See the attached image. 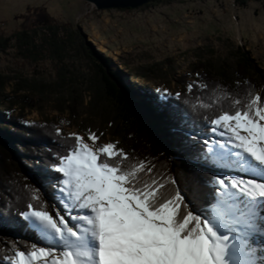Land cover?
I'll return each instance as SVG.
<instances>
[{
	"label": "rangeland",
	"instance_id": "374dc122",
	"mask_svg": "<svg viewBox=\"0 0 264 264\" xmlns=\"http://www.w3.org/2000/svg\"><path fill=\"white\" fill-rule=\"evenodd\" d=\"M244 1L241 5L237 0H153L136 8L96 9L84 0H0V80L4 83L0 97L11 104L13 115L27 124L54 123L65 135H77L82 144L62 166L65 179L55 197L47 198L49 212L28 214L41 235L33 252H19L8 264H18L22 258L28 259L27 264H54L56 258L69 261L72 246L65 243L66 236L70 231L78 233L82 217L94 213L80 209L82 204H88L90 184L83 181V176L89 175L94 160L116 184L108 195L109 202L103 206L113 201L125 207L126 215L118 218L123 221V228L134 226L130 239L144 262L240 264L239 255L243 253V264H248L245 255L252 244L263 247L264 254L263 240L255 241L251 232V219L239 223L247 210L241 204L251 203L248 198L244 201L242 194L251 179L239 166L238 157L232 155L234 149L225 136L239 133L264 152V108L255 123L245 117H223L199 139L214 146L219 157L217 165L221 161L215 169L218 180L214 183V191L220 195L217 218L221 222L205 218L203 235L192 241L181 239L170 228L169 210L160 216L151 214L142 200L126 190L115 169L100 165L98 153H129L132 140L124 136L119 110L104 95L80 41L71 35L69 48L61 59L50 58L40 47L37 55L31 50L44 34L42 28L32 26L35 8L43 7L58 22L67 23L70 28L81 26L86 41L97 54L111 58L112 68L124 70V65H118L122 59L143 74L124 77L123 85L135 82L176 96L206 67H211L217 78L223 72L234 75L239 46L251 52L264 72V0ZM22 30L32 38L29 51L25 49L27 45H18L14 37ZM5 38L8 40L3 44ZM95 42L105 50L100 52ZM83 165L86 168H79ZM261 205L262 202L260 208ZM49 228L53 233L48 232ZM141 240L147 244L139 250ZM34 257L37 262L31 260Z\"/></svg>",
	"mask_w": 264,
	"mask_h": 264
},
{
	"label": "trees",
	"instance_id": "16d2710c",
	"mask_svg": "<svg viewBox=\"0 0 264 264\" xmlns=\"http://www.w3.org/2000/svg\"><path fill=\"white\" fill-rule=\"evenodd\" d=\"M35 9L32 26L44 34L40 43L33 44L32 53L37 55L40 47L50 58L61 59L74 35L94 66L104 95L119 110L124 136L132 140L129 153H98L100 165L115 169L126 190L151 214L169 210L170 228L181 239L192 241L203 235L202 216L215 220L220 213L214 191L217 172L205 155L206 149L213 151L199 139L223 117L258 120L264 108V72L251 52L238 47L234 75L223 72L217 78L208 66L187 89L170 96L136 83L123 85L124 77L143 74L122 59L118 65H124L126 72L112 68L111 58L97 54L81 26L70 28L43 7ZM16 36L17 44L27 45L29 51L31 36L25 30ZM6 103L0 97V264H8L19 252H33L40 235L28 214L49 212L47 198L55 197L65 179L62 166L82 145L77 135H65L54 123L27 124Z\"/></svg>",
	"mask_w": 264,
	"mask_h": 264
},
{
	"label": "bare ground",
	"instance_id": "6f19581e",
	"mask_svg": "<svg viewBox=\"0 0 264 264\" xmlns=\"http://www.w3.org/2000/svg\"><path fill=\"white\" fill-rule=\"evenodd\" d=\"M95 45L100 52L105 50L100 43L95 42ZM133 80L140 81L135 77ZM226 131L228 132V130ZM225 136L227 140L230 141L228 145L234 149L232 155L238 157L237 161L239 162V166L249 173L251 179L244 185V190H242L244 192H242V194L244 195V201L248 198L250 200L252 199L251 201H253V203L250 209L247 208L248 210H245L246 213L242 215L244 219L241 220V218H238L241 220L239 223L243 224L244 220L251 219V229L256 231H252L254 236H264V215L261 213V208L263 207H259V204L264 200V182H262L264 181V152L261 148L254 145V143L247 141V137H243L239 133L235 135V133L229 132V134ZM94 164L95 166L91 164L89 175L83 176V181L87 182L86 184H90L87 186V192L91 193H89L90 195L88 194V204L84 203L80 208L84 210V212L93 211L94 213L85 214V216L82 217L83 221L82 225L79 224L78 226V233L70 231L66 236L65 243L72 246V254L69 256V261L60 262L58 258H56L53 263L99 264L101 262L104 264H152L148 260L145 261V263L139 258L141 254L135 251L136 248L133 249V243L130 238L131 235H133L134 226L123 228V221L118 218V215H126L125 207L118 203H113V201L103 206L104 202H109L108 199L110 198L108 195L116 184L111 177L97 167L95 160ZM84 165L79 168H86ZM86 179L88 180L86 181ZM94 192L97 193L95 194ZM257 200H259L258 204H256ZM105 210H107L106 214ZM105 226H107V229ZM48 232L53 233L51 228H49ZM146 244V240H141V244L138 245L139 250H142L143 247L145 249ZM262 250L263 247L260 245L252 244V246L248 248V254L245 255L246 262L248 264H264V254L261 252ZM233 252L237 251L233 250ZM239 257H242V263L240 264H243V253H240ZM31 260L37 262L35 257L31 258ZM235 261H237V259ZM22 262L27 264L28 259L22 258L18 264Z\"/></svg>",
	"mask_w": 264,
	"mask_h": 264
},
{
	"label": "water",
	"instance_id": "95a60500",
	"mask_svg": "<svg viewBox=\"0 0 264 264\" xmlns=\"http://www.w3.org/2000/svg\"><path fill=\"white\" fill-rule=\"evenodd\" d=\"M93 4L96 9L136 8L153 0H84Z\"/></svg>",
	"mask_w": 264,
	"mask_h": 264
}]
</instances>
